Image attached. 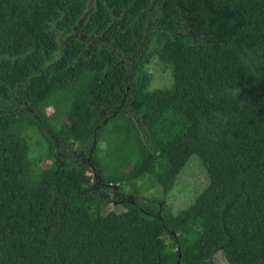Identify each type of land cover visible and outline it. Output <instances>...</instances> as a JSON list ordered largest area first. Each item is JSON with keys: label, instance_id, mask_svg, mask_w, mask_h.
Returning a JSON list of instances; mask_svg holds the SVG:
<instances>
[{"label": "trees", "instance_id": "trees-1", "mask_svg": "<svg viewBox=\"0 0 264 264\" xmlns=\"http://www.w3.org/2000/svg\"><path fill=\"white\" fill-rule=\"evenodd\" d=\"M168 110L190 124L161 147ZM193 156L209 185L173 214ZM218 253L264 264V0H0V264Z\"/></svg>", "mask_w": 264, "mask_h": 264}, {"label": "rangeland", "instance_id": "rangeland-1", "mask_svg": "<svg viewBox=\"0 0 264 264\" xmlns=\"http://www.w3.org/2000/svg\"><path fill=\"white\" fill-rule=\"evenodd\" d=\"M61 41V39H59ZM56 57L58 55L56 54ZM144 70L150 79L149 89L171 88L174 84L171 66L163 64L157 57L150 63L144 65ZM189 121L174 110H168L161 121L153 129V137L159 146L163 147L175 137L185 133L189 126ZM209 185L207 171L199 157L193 156L187 166L180 173L174 188L166 196V202L173 214L188 208ZM154 191L146 193L151 196ZM114 202V201H113ZM108 205L109 210L121 212L124 210L122 205L114 203ZM214 260L217 264H228L221 253L215 255Z\"/></svg>", "mask_w": 264, "mask_h": 264}, {"label": "water", "instance_id": "water-1", "mask_svg": "<svg viewBox=\"0 0 264 264\" xmlns=\"http://www.w3.org/2000/svg\"><path fill=\"white\" fill-rule=\"evenodd\" d=\"M94 185H97V183H100V178H98L96 175L94 176ZM103 188H108L115 192L114 197H118L117 201H114L113 203L117 206L120 203L124 202L126 200V196L121 192L120 185H113V184H103L100 183Z\"/></svg>", "mask_w": 264, "mask_h": 264}, {"label": "clouds", "instance_id": "clouds-1", "mask_svg": "<svg viewBox=\"0 0 264 264\" xmlns=\"http://www.w3.org/2000/svg\"><path fill=\"white\" fill-rule=\"evenodd\" d=\"M236 92H237V93L239 92V89H238V88L236 89Z\"/></svg>", "mask_w": 264, "mask_h": 264}, {"label": "flooded vegetation", "instance_id": "flooded-vegetation-1", "mask_svg": "<svg viewBox=\"0 0 264 264\" xmlns=\"http://www.w3.org/2000/svg\"><path fill=\"white\" fill-rule=\"evenodd\" d=\"M109 197V196H108Z\"/></svg>", "mask_w": 264, "mask_h": 264}]
</instances>
